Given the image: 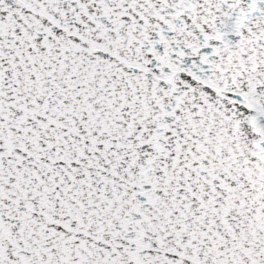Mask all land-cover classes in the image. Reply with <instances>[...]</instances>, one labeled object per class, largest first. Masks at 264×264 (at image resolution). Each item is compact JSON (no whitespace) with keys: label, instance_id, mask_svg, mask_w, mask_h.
I'll use <instances>...</instances> for the list:
<instances>
[{"label":"snow or ice","instance_id":"6c2138e0","mask_svg":"<svg viewBox=\"0 0 264 264\" xmlns=\"http://www.w3.org/2000/svg\"><path fill=\"white\" fill-rule=\"evenodd\" d=\"M0 264H264V0H0Z\"/></svg>","mask_w":264,"mask_h":264}]
</instances>
